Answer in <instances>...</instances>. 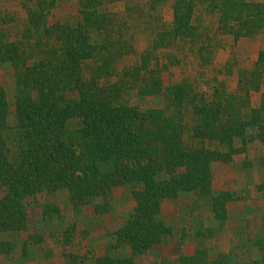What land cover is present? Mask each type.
<instances>
[{"label": "trees", "instance_id": "obj_1", "mask_svg": "<svg viewBox=\"0 0 264 264\" xmlns=\"http://www.w3.org/2000/svg\"><path fill=\"white\" fill-rule=\"evenodd\" d=\"M61 1L25 0L24 20L0 7V69L11 68L15 79L13 109L0 84V261L17 255L2 238L15 234L23 253L45 255L57 243L66 262H80L69 250L76 218L48 198L59 192L72 214L92 208L104 216L114 190L132 188L134 206L107 233L95 264H140L171 233L161 219L167 199H210L213 218L226 222L234 195L215 191L214 170L264 146V93L252 104L264 84V48L233 91L218 78L204 88L187 78L166 83L179 60L165 63L159 53L187 47L200 66L210 65L224 37L237 43L264 34V1L172 0L171 21L154 18L169 0L128 2L120 13L113 6L127 0H74L76 16L59 20L53 11ZM135 27L147 38L142 51ZM159 95L165 107L143 104ZM253 245L251 263L197 248L164 264H264V235Z\"/></svg>", "mask_w": 264, "mask_h": 264}, {"label": "rangeland", "instance_id": "obj_2", "mask_svg": "<svg viewBox=\"0 0 264 264\" xmlns=\"http://www.w3.org/2000/svg\"><path fill=\"white\" fill-rule=\"evenodd\" d=\"M25 0H0V7L20 20L26 18L23 7ZM146 0H127L118 2L113 11L124 12L127 3L143 4ZM264 1V0H251ZM171 2L158 7L154 18L172 19ZM77 7L74 0H62L53 13L57 19L74 18ZM206 25L214 26V16L205 17ZM21 26V25H20ZM138 35L137 49L142 51L147 46V38L142 27H135ZM223 48L212 57L207 66H200L190 55L187 47L173 50H162L159 57L168 63L173 55L179 62L173 60L165 74L166 83L193 80L197 86L204 88L206 82L214 78L223 80L229 90H235L239 81L241 69L250 68L257 60L258 54L264 48V34L253 38H242L234 43L230 38H223ZM230 71V72H229ZM0 84L6 90L11 109L15 102V79L11 68L0 69ZM264 93V84L260 92L252 95V104L259 106ZM133 100H137L134 98ZM143 104L149 108H163L166 105L162 95L147 97ZM214 189L230 191L234 200L228 204V219L220 223L213 218L210 199L187 194L178 199H167L162 203L161 219L171 227V233L163 242L153 248L140 264H164L181 255H193L197 248H206L210 258L215 259L221 252L231 254L236 262L251 263L257 258L254 239L264 235V146L253 145L244 155L237 156L233 162L217 165L214 170ZM63 210L64 217L75 216L79 233L70 247L72 253L80 256L77 264H95L97 257L104 255L107 233L111 231L123 217L133 208L134 199L130 186L118 187L112 197V212L97 216L92 208H85L72 214L65 192L48 197ZM62 221L56 219L52 231L58 235ZM57 237V236H56ZM3 239L12 241L17 253L13 257H5L0 264H69L63 256L60 245L53 244V250L47 254L37 253L34 249L22 252L21 235H3Z\"/></svg>", "mask_w": 264, "mask_h": 264}]
</instances>
